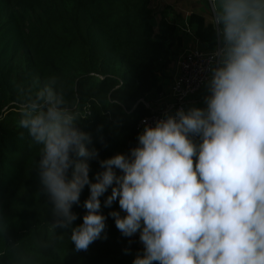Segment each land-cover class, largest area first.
Returning a JSON list of instances; mask_svg holds the SVG:
<instances>
[{"label": "clouds", "instance_id": "1", "mask_svg": "<svg viewBox=\"0 0 264 264\" xmlns=\"http://www.w3.org/2000/svg\"><path fill=\"white\" fill-rule=\"evenodd\" d=\"M211 15L218 44L206 107L166 112L155 126L145 119L138 145L99 160L94 181L99 150L87 146L59 78L20 90L17 127L40 146L50 230L70 228L75 251L104 233L100 198L111 188L104 207L118 200L126 215H108L144 246L133 264H264V0H211ZM86 186V214L73 227Z\"/></svg>", "mask_w": 264, "mask_h": 264}, {"label": "trees", "instance_id": "2", "mask_svg": "<svg viewBox=\"0 0 264 264\" xmlns=\"http://www.w3.org/2000/svg\"><path fill=\"white\" fill-rule=\"evenodd\" d=\"M185 24L199 43L215 47L211 19L191 12L178 25L168 10L156 15L151 0H0V264H133L141 246L108 215L121 211L118 200L104 207L111 188L100 198L105 231L87 251H75L70 228L50 230L56 217L40 183V146L17 127V98L22 88L59 78L68 106L83 117L87 146L99 150L89 161L94 181L99 160L138 145L136 126L149 112L144 102L162 90ZM89 195L86 186L73 205V227L83 223Z\"/></svg>", "mask_w": 264, "mask_h": 264}, {"label": "built area", "instance_id": "3", "mask_svg": "<svg viewBox=\"0 0 264 264\" xmlns=\"http://www.w3.org/2000/svg\"><path fill=\"white\" fill-rule=\"evenodd\" d=\"M181 29L191 35L194 46L178 57L177 71L169 87L162 89L156 98L144 102L149 112L137 123L136 129L139 134L144 130L145 119L150 125L155 126L156 121L163 118L166 112L174 114L181 107L186 109L190 97L198 93L211 77V68L214 66L212 53L218 41L213 49L203 48L187 24Z\"/></svg>", "mask_w": 264, "mask_h": 264}, {"label": "crops", "instance_id": "4", "mask_svg": "<svg viewBox=\"0 0 264 264\" xmlns=\"http://www.w3.org/2000/svg\"><path fill=\"white\" fill-rule=\"evenodd\" d=\"M177 2H181L183 6H177ZM162 10H168V15L170 19L175 20L178 25H181L183 22H187L188 14L191 12H197L203 15H211V0H171L170 2H165L162 4V8L159 11H155L156 15ZM207 19V17H206ZM194 46V41L191 35H182L181 44L179 46H175L173 48V55L171 58L170 65L163 71V74L160 77V83L162 85V89H167L171 83L174 73L177 71V59L178 57L188 50L190 47ZM200 46L206 48L204 44L200 43ZM209 95L208 92V83L196 94L192 95L188 101L186 109L191 107H206L204 103L205 97ZM140 243L141 249L137 253L143 252V244L139 239V232L134 235ZM136 253V255H137ZM135 255V257H136Z\"/></svg>", "mask_w": 264, "mask_h": 264}, {"label": "rangeland", "instance_id": "5", "mask_svg": "<svg viewBox=\"0 0 264 264\" xmlns=\"http://www.w3.org/2000/svg\"><path fill=\"white\" fill-rule=\"evenodd\" d=\"M171 0H151V6L155 11H159L162 8V4L165 2H170ZM174 1V0H173ZM179 1V0H177ZM177 6H183L181 2H177ZM159 13H157L158 15ZM207 19H211L212 17L210 15H206Z\"/></svg>", "mask_w": 264, "mask_h": 264}, {"label": "water", "instance_id": "6", "mask_svg": "<svg viewBox=\"0 0 264 264\" xmlns=\"http://www.w3.org/2000/svg\"><path fill=\"white\" fill-rule=\"evenodd\" d=\"M140 101H142V100H140Z\"/></svg>", "mask_w": 264, "mask_h": 264}]
</instances>
